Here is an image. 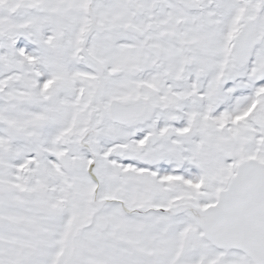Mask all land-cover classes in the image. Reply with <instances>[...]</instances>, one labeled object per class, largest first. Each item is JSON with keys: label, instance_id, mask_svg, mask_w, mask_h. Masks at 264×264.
<instances>
[{"label": "snow or ice", "instance_id": "6c2138e0", "mask_svg": "<svg viewBox=\"0 0 264 264\" xmlns=\"http://www.w3.org/2000/svg\"><path fill=\"white\" fill-rule=\"evenodd\" d=\"M0 264H264V0H0Z\"/></svg>", "mask_w": 264, "mask_h": 264}]
</instances>
